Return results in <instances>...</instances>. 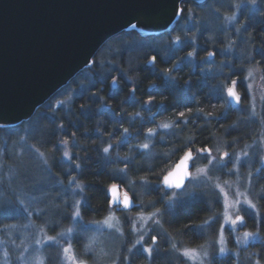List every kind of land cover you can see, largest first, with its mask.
I'll use <instances>...</instances> for the list:
<instances>
[{"label": "trees", "instance_id": "16d2710c", "mask_svg": "<svg viewBox=\"0 0 264 264\" xmlns=\"http://www.w3.org/2000/svg\"><path fill=\"white\" fill-rule=\"evenodd\" d=\"M180 7L183 13L179 22L191 17L195 21L193 27L198 26V34L195 35L198 47L195 50L189 41L194 37L191 34L194 28L188 32L187 43L177 50H171L167 57L152 49L136 52L129 45L145 44L150 48L157 43L162 44L170 32L159 37L122 32L101 47L90 68L81 71L38 108L27 122L0 129V136L16 131L24 133L21 136L24 142L36 154L42 153V157L47 160V168L51 176L56 177L58 189L62 191L58 204L66 211V222L62 227H57V232L70 225L69 207L63 204L69 200V193L77 184L81 186L80 194L77 195H80L83 203L79 207L80 220L75 223V231L80 228L81 233L86 224L101 221L111 211L107 189L113 183L120 185L134 202H143L142 208L147 204L154 205L153 209L162 213L163 232L169 240L162 241L159 245L161 253L152 255L150 264H182L176 250L198 248L206 244V240L198 239L201 226L210 219H217L218 222L220 204L214 203L209 211L206 201L187 199L183 205L169 208L163 202L168 193L164 192L161 181L184 152L190 149L193 153L204 147L211 152L234 154L244 145H251L256 139V130H252L254 127L246 120V115H238L239 109L240 112L247 109L245 90L239 89L242 99L238 110L226 103L224 91L232 81L230 76H240L248 64L257 65L264 82V61L253 62V55L260 52L264 40L261 38L260 42H253L252 36L247 34L244 37V33L255 24L257 30L264 29V12L244 21L247 27L241 30L238 40L234 38L231 41L234 54L222 58L226 62L222 64L223 60L218 56L208 65L204 61V53L209 46L203 40L207 33L199 27L200 14L205 9L191 2H185ZM218 33L212 41L216 40ZM261 36L256 34V39ZM221 43L218 50L224 44ZM189 52L193 55L188 56ZM152 56L157 57L156 63H147ZM166 69L169 71L165 74ZM56 103L60 105L55 106ZM181 112L185 114L184 117L179 115ZM33 124H37L36 133L30 138L25 130ZM163 124L169 127L164 128ZM149 128L154 129L151 136L148 135ZM125 129L128 131L125 132ZM143 144H148V148L140 147ZM104 147H109L108 153H104ZM65 150L69 152L68 160L63 159ZM0 151L1 159H5L6 146L1 141ZM254 151H248V157L254 162L249 172L251 182L255 185L254 203L260 213V220L253 218L248 222L251 228H258L262 235L264 183L257 177L260 165H257L259 158L253 156ZM203 163L204 159L201 161ZM227 166L219 171L217 168L216 173L224 176L225 170H229ZM73 177L74 183H69ZM204 190L200 189L198 193ZM17 205L15 203L16 208ZM168 209L171 221L166 224L163 218ZM117 215L121 216L120 213ZM11 223L16 222L9 220L5 225ZM81 244L82 238L79 240ZM73 245L78 255V248ZM251 249H255V254L259 256L260 251H264V245L256 244ZM50 251L54 255L58 253V249L53 246L44 248V253ZM243 253L239 252L237 264H244ZM139 260V256H135L129 263L143 264ZM45 262L52 264L53 261L46 258ZM234 263L228 256L221 261L212 259L210 262Z\"/></svg>", "mask_w": 264, "mask_h": 264}, {"label": "rangeland", "instance_id": "374dc122", "mask_svg": "<svg viewBox=\"0 0 264 264\" xmlns=\"http://www.w3.org/2000/svg\"><path fill=\"white\" fill-rule=\"evenodd\" d=\"M203 8L205 10L200 14L199 27L209 35L205 34L203 37L209 46L204 53V61L209 60V53L214 54L216 58L219 56V59H225L227 58L225 55L234 54L235 49L231 47V41L234 38L238 40L241 30L247 27L244 26V21L247 22L248 17L254 18L256 14L264 12V0H209ZM239 21L241 24L238 23ZM193 26L195 21L193 22L191 17L181 23L178 20L168 34L170 36L163 39L162 44L157 43L148 48L145 44L132 43L129 48L136 52L152 49L167 57L171 54V50H177L187 43L188 32L190 28H194ZM197 27L191 32L194 37L189 40L194 50L198 47L195 40V35L198 34ZM217 33L218 37L212 41ZM221 42L224 44L218 50ZM224 59L222 64L226 62ZM246 66L240 77L237 79L234 77L232 80H237L238 83L240 81L242 89L245 90L247 109H243V112L239 109L238 115H246V120L251 122L254 127L252 130H256L257 133L255 141L248 147L244 145L237 149L228 157H224L225 152H211L208 159H213V164H208V159L202 158L207 155L206 153L195 151L194 163L190 161L188 182L179 192H170L163 201L169 208L181 206L187 199L206 201L209 211L216 203L220 204L218 222L216 223L217 219H210L201 226L198 239L206 240V244L199 245L198 248L178 250L173 248L182 264H210L212 259L221 261L227 256L237 264L239 252L242 251L245 257L244 264L264 263V251L261 250L257 256L255 249H251L256 244L264 245V233L260 235L258 228H251L248 222L253 218L260 220V213L254 203L256 202L253 195L255 185L253 186L251 182L249 172L254 162L248 157V151L255 150L253 156L259 158L257 165L264 168V82L257 66L254 64ZM249 72L252 73L251 76ZM226 94L227 91L225 98ZM59 105L55 104V106ZM253 110L256 113L254 117ZM36 126L37 124H33L27 128L25 134H29L32 138L36 133ZM249 132L253 133L251 129ZM23 135L24 133L19 134L16 131L0 136L7 153L6 156L4 155L5 159H1L0 156V264H5V261L7 264H47L46 258L53 261L52 264H73L72 260L67 258L69 254L64 252L65 248L71 249L70 254L76 258L77 264L81 260H84L85 264H130L135 256H139V261L143 264H150L151 256L161 253L159 245L163 240H169L167 234L163 232L162 213L153 209L154 205L147 204L142 208L143 202H134L136 207L130 211H122L120 217L115 212V207H110L111 211L104 219L86 224L85 228H82V233L80 228L75 231V223L80 217L74 218L73 213L77 210L80 212L79 207L83 203L80 195H77L80 194V190L76 185L69 193V200L63 204L69 207L70 225L57 232V227H62L66 222V211L58 204L62 191L58 189L56 177L51 176L47 168L45 163L47 160L41 154H36V151L24 142L21 138ZM0 155H2L1 151ZM63 159L68 160L69 157ZM203 159L204 163L201 164ZM226 166L229 170H225L224 176L216 173L217 168L219 171ZM198 168H204L205 172L198 173ZM216 184L223 188V192L215 187ZM200 189L205 190L198 193ZM121 190L126 192L123 188ZM225 198L230 204L228 211L231 219L234 220L239 215L243 217V222H237L235 225L225 222ZM245 199L251 201L255 208H249L244 204ZM235 201L241 203L232 207L231 204ZM15 203L18 204V208ZM137 209L139 211L134 212ZM169 213V209L166 210L163 218L166 224L171 221ZM141 216L149 219L142 220ZM109 217L112 218L109 221L111 227L105 223ZM9 220H14L16 223L5 225ZM221 225L224 226L223 229ZM245 233L251 235L245 237ZM49 237L53 239L49 240ZM81 238L82 244L79 245ZM73 243L78 248V255L74 251ZM86 245H91L90 252H85ZM47 246L57 248L58 253L56 255L52 251L44 253V248ZM221 248L225 249L224 252H221ZM144 249H151V252H145ZM184 249L195 250V256L189 258L182 255Z\"/></svg>", "mask_w": 264, "mask_h": 264}, {"label": "water", "instance_id": "95a60500", "mask_svg": "<svg viewBox=\"0 0 264 264\" xmlns=\"http://www.w3.org/2000/svg\"><path fill=\"white\" fill-rule=\"evenodd\" d=\"M188 1L205 0H0V129L27 122L90 68L96 53L116 35L157 37L170 32L180 16L176 9ZM189 177L180 189L166 187L163 179L161 186L180 191ZM117 186V202L107 189L109 206L134 209L129 194L128 208L119 202L125 192Z\"/></svg>", "mask_w": 264, "mask_h": 264}, {"label": "snow or ice", "instance_id": "6c2138e0", "mask_svg": "<svg viewBox=\"0 0 264 264\" xmlns=\"http://www.w3.org/2000/svg\"><path fill=\"white\" fill-rule=\"evenodd\" d=\"M179 2H182V0H179ZM182 13H183V9L182 8H177L176 9L175 14L182 15ZM132 27L135 28L136 26L132 25ZM177 39H179V38H177ZM188 55L192 56L193 53L189 52ZM208 55L212 56L213 54L209 53ZM156 60H157V57L156 56H152L151 59L147 61V63L155 64ZM167 71H169V70L166 69L165 70V74L167 73ZM251 75H252V73L249 72V76H251ZM113 83H115V79L113 80ZM237 84H238L237 80H232L231 81V86H228L226 91H227V97L231 98V100L235 101L236 104L239 105L241 103V99L242 98L235 90V87H236ZM226 103H227V101H226ZM179 115L181 117H184L185 114L183 112H181ZM255 115H256V113L253 110L252 116L254 117ZM162 127L168 128L169 125L168 124H163ZM124 131L127 132L128 130L125 129ZM153 132H154V129H152V128L148 129V135L149 136H151L153 134ZM65 144H67V141H65ZM109 147H104L103 148L104 153H108L109 152ZM140 147H142L144 149H147L148 148V144H143ZM196 152L201 153V154H205L206 153L207 155L202 157L204 159H208V157L211 156V154H212L210 149L204 148V147H202L200 149H197ZM63 155H64L65 158H67V157H69V152L68 151H64ZM223 155H224V157H228L229 153L225 152ZM41 156H43L42 153H41ZM190 161H192L194 163V153H193V151L191 149L186 151V152H184L183 157L180 159L179 163H177L175 165V168L172 171H169L168 174L163 177V184L166 187H168V188L180 189L182 187V185L184 184L185 178L190 176V173H189V170H188ZM45 163H47V161H45ZM213 163H214L213 159H208V164H213ZM77 167H79V165H77ZM121 171H123V170H121ZM197 172L198 173H204L205 170H204V168H198ZM74 181H75V177H73V180L70 181L69 183H74ZM76 187L79 188L81 186L79 184H77ZM215 187L219 188L220 191L223 192V188H221L219 184H216ZM109 192L112 195V202H117L119 200L117 184H115V183L111 184V186L109 187ZM119 202L123 204L124 208H128L129 207L130 198H129V195H128L127 192H125L123 194V199L120 200ZM237 203H241V201H235V202H233L231 204V206L235 207V204H237ZM243 203L246 204L249 208H255V205L252 204L251 201H249L247 199H245L243 201ZM229 207H230L229 201L227 200V198H225V211H224V220H225V222L226 223L227 222H231V224H233V225L237 224V222H243V217H241L239 215L236 216V218L234 220L231 219V217L229 215V211H228ZM73 216H74V218H79L80 217V212L78 210L75 211L73 213ZM111 219L112 218L109 217V218H107L105 220V223L108 224L109 227L112 226L109 223V221ZM140 219L147 220V219H149V217L141 216ZM220 227H221V229H223L224 226L221 225ZM69 231H71V229H69ZM249 235H251V234L250 233H245V237H247ZM51 239H53V238L49 237V240H51ZM153 241L155 242V237H153ZM137 243H140V241H137ZM173 248H175V245H173ZM224 250H225L224 248H221V252H224ZM90 251H91V245H86L85 246V252H90ZM144 251L145 252H151V249H144ZM64 252L66 254H69L67 258L72 260L73 264H77L76 258L70 254L71 253V249L70 248H65ZM182 255H184L186 257H189V258H192V257L195 256V250H193V249H184ZM5 264H7L6 261H5ZM79 264H85V261L81 260V261H79ZM257 264H259V262H257Z\"/></svg>", "mask_w": 264, "mask_h": 264}, {"label": "flooded vegetation", "instance_id": "af4514ba", "mask_svg": "<svg viewBox=\"0 0 264 264\" xmlns=\"http://www.w3.org/2000/svg\"><path fill=\"white\" fill-rule=\"evenodd\" d=\"M209 0H205L203 3H200V4H196V3H193V2H191L193 5H195V6H197V7H199V8H202V9H204L203 7L205 6V4L208 2ZM189 2V1H188ZM257 15V14H256ZM241 18H242V16H240ZM181 18V15L179 16V19ZM251 18V17H250ZM178 19V20H179ZM239 24H241L240 23V21L238 22ZM260 24V23H259ZM240 26V25H239ZM241 27V26H240ZM253 29V32H251V30ZM252 29L250 28V30H248V31H246L245 33H244V37L248 34V35H250V36H252V40H253V42H260V40H261V38H263V40H264V29H262L261 31L260 30H257V28H256V24L254 25V27H252ZM248 32V33H247ZM256 34H261L262 36L261 37H259V38H257L256 39ZM254 36V37H253ZM157 37H159V36H157ZM240 37V36H239ZM252 42V41H251ZM260 53V54H259ZM216 59V56L213 54L212 56H208V61H205V63L206 64H208V65H210V64H212L213 62H214V60ZM253 62H258V60H260V61H264V44H263V46H262V49L260 50V52H256V54L255 55H253ZM257 66V65H256ZM231 77V80L234 78V77H236L235 79H237V78H239L240 76H239V74H233V76H230ZM231 85V83L229 84V86ZM240 86V87H239ZM242 85L240 84V81H239V83L236 85V87H235V90H236V92L241 96V91H239V89L240 90H242ZM227 89V88H226ZM226 89H225V91H224V94H225V92H226ZM227 95V94H226ZM226 100H227V102H228V104H229V107L230 108H233L234 110H238L239 109V107H240V104L239 105H237L236 104V102L235 101H233V100H231V98H229V97H227L226 96V98H225ZM264 173V168L263 167H260V172H258V175H257V177H260L259 179H260V182L261 183H264V176L263 177H261L262 176V174ZM164 189V188H163ZM172 191H175V192H179V191H176V190H165L164 189V192H166V193H170V192H172ZM108 206H109V203H108ZM109 208H110V206H109ZM138 210V209H137ZM123 210H117L116 208H115V212L116 213H121Z\"/></svg>", "mask_w": 264, "mask_h": 264}]
</instances>
